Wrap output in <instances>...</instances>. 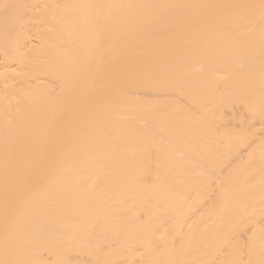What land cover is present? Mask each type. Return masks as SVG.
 Segmentation results:
<instances>
[{
  "label": "bare ground",
  "instance_id": "6f19581e",
  "mask_svg": "<svg viewBox=\"0 0 264 264\" xmlns=\"http://www.w3.org/2000/svg\"><path fill=\"white\" fill-rule=\"evenodd\" d=\"M0 264H264V0H0Z\"/></svg>",
  "mask_w": 264,
  "mask_h": 264
}]
</instances>
